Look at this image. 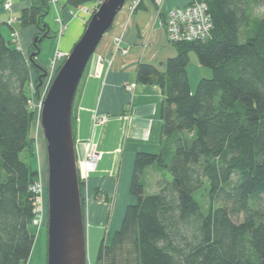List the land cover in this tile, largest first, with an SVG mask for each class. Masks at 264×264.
Returning a JSON list of instances; mask_svg holds the SVG:
<instances>
[{"label": "trees", "instance_id": "obj_1", "mask_svg": "<svg viewBox=\"0 0 264 264\" xmlns=\"http://www.w3.org/2000/svg\"><path fill=\"white\" fill-rule=\"evenodd\" d=\"M209 2L210 40L177 44L166 73L148 63L137 70V82L163 92L161 152L135 156L134 201L114 242L100 248L97 264H120L125 256L136 264H264V0ZM48 7V0H32L18 18L21 27L37 26L36 38H49ZM2 25L0 20V264H28L39 175L22 155L32 144L36 115L33 72L39 73L37 98L46 68L37 60L40 42L31 47V58L1 33ZM191 52L213 72L196 91L187 71ZM150 168L161 174L156 194L145 191Z\"/></svg>", "mask_w": 264, "mask_h": 264}, {"label": "crops", "instance_id": "obj_2", "mask_svg": "<svg viewBox=\"0 0 264 264\" xmlns=\"http://www.w3.org/2000/svg\"><path fill=\"white\" fill-rule=\"evenodd\" d=\"M3 2L4 0H0V20L8 35L4 34L3 28L1 33L11 39L14 29L18 33L17 42L23 54L30 56L34 39L40 33L39 29L34 25L23 28L20 22L10 26L8 21L12 16L18 20L22 9L30 6L32 0H6L5 2H11L9 11L3 9ZM48 2L49 12L44 20L50 37L40 44L43 55L40 54L37 60L46 68L50 79L56 74L53 75L54 71L50 69L49 63L57 51L66 55L71 53L91 19L92 5L89 6V3L74 8L67 5V0H59L57 4H52L51 0ZM189 2L190 0H166L165 10L186 6ZM142 5L132 14L125 6L116 16L111 30L102 38L96 53L90 59L76 94L73 119H77L74 128L77 161L83 160L90 152L102 154L97 170L88 178L91 194L96 187H100L106 193H116L117 199L131 196L130 180L135 156L138 152H161L160 134L163 125L160 109L163 92L159 85H142L137 82V70L140 65L148 63L166 73L167 62L177 56L178 48L169 44L165 30L160 26L156 5L151 0H145ZM58 18L67 25L64 34H60ZM117 37H122L120 48L126 49L127 54L116 50ZM135 84L134 90H127L128 86ZM100 120L104 122L99 123ZM93 121L101 126L96 133L91 128ZM91 137L94 140L89 141ZM96 143L99 151H96ZM120 148L125 151L123 156L127 157L126 164L118 169L116 153ZM117 170L120 177L117 175L115 178ZM116 180L119 182L117 189L114 182ZM98 210L95 207L90 212L89 223L94 222ZM47 239V230H42L36 238L38 242H35L29 264L47 262L45 259L48 252H44L48 245Z\"/></svg>", "mask_w": 264, "mask_h": 264}, {"label": "water", "instance_id": "obj_3", "mask_svg": "<svg viewBox=\"0 0 264 264\" xmlns=\"http://www.w3.org/2000/svg\"><path fill=\"white\" fill-rule=\"evenodd\" d=\"M127 0H104L86 30L57 70L40 114L47 141L48 264H87V239L77 162L73 111L80 81L102 38ZM35 38L34 43L42 42ZM40 52L38 49L37 53ZM35 55L32 54L31 58ZM41 79L47 78L42 68ZM41 85V83H40Z\"/></svg>", "mask_w": 264, "mask_h": 264}, {"label": "rangeland", "instance_id": "obj_4", "mask_svg": "<svg viewBox=\"0 0 264 264\" xmlns=\"http://www.w3.org/2000/svg\"><path fill=\"white\" fill-rule=\"evenodd\" d=\"M104 0H93L92 2H88L87 4L90 3L89 6H91V13L96 12L99 9V5L101 2ZM7 2H3L2 7L4 10L7 11L6 6ZM86 4V5H87ZM11 9V8H10ZM165 9V8H164ZM170 10V9H169ZM158 12V11H157ZM259 16V15H258ZM257 16V17H258ZM13 17V16H12ZM256 17V18H257ZM15 22L13 21L12 24H15L19 22L15 17H13ZM90 20V19H89ZM88 24V23H87ZM86 24V25H87ZM3 28V27H1ZM4 34L8 35L7 29L4 27L3 28ZM12 36V34L10 35ZM167 37V35H166ZM168 38V37H167ZM46 40L40 42V44L44 43ZM169 42V41H168ZM170 44V43H169ZM32 51H30V56H32ZM40 56L43 55L41 48H40ZM56 55L54 58L51 60L50 64V69L54 71L55 75L57 73V70L62 66L63 63H58L57 68H53L52 61L55 59ZM190 58L191 61L189 63V66L187 67L188 71V77L190 80V86L192 91H196V87L198 86L199 82L201 81L202 78H212L213 72L209 68H205L201 66L199 63L198 57L194 52L190 53ZM49 69V68H48ZM49 71V70H48ZM38 74L39 73H34L33 72V82L31 84V96L32 98L35 99L34 107L35 109V121L32 125L31 128V135H30V142H32L31 146L28 148V151L24 152L22 155L23 161L26 162V164L30 165V167L37 171L38 180L36 182V187H35V194L36 197H38L37 204H36V215H37V221H35V230H36V238L40 235L42 230H47V235H48V224H47V217H48V167L49 164L47 163V152L45 156V147L47 146V141L45 140V131L42 128L41 120H40V114H41V109H40V102L42 99L36 98L35 97V92H37V81H38ZM37 78V80H36ZM54 77H51L50 79L47 77L44 79V83L42 84V87L40 89V96L42 97L43 93L47 91V89L50 87L51 82L53 81ZM95 113V111H94ZM108 117V116H106ZM105 120V119H104ZM104 120H100L99 123L104 122ZM76 122V123H75ZM75 125H77V119H73V129L75 128ZM102 125V124H101ZM98 124H95L94 121L92 123V131L96 133L98 131ZM75 131V129H74ZM75 137V136H74ZM94 140L93 137L89 138V141ZM88 141V143H89ZM41 146L43 148V153H41ZM97 150H98V145L96 143ZM94 148V146H93ZM92 148V149H93ZM123 149L120 148V150H117L118 154V163L117 166L118 169H121L125 164L126 160L125 158L127 156H123ZM102 155V154H101ZM86 156L83 158L81 161L78 162V167H79V173H80V183L83 185L81 186V195L83 198L82 201V206H83V212H84V217H85V228H86V239H87V264H97L98 263V258L100 255L101 247L106 245L109 246L114 242V235L118 229H120V225L122 224L123 218L125 217L124 213L126 211V208L130 205V203L133 200L132 195L131 196H126L124 198H118L116 193H106L103 189L100 187H96V189L93 190V193H90V187L88 180L90 179L91 175L94 173H90L89 175L84 174V170L86 167V162H85ZM100 160V159H99ZM98 160V161H99ZM100 162V161H99ZM98 162V164H99ZM97 164V167H98ZM122 164V165H121ZM97 169H95L96 171ZM119 171L117 170L115 174V178H117ZM84 174V175H83ZM120 177V175H118ZM161 174L156 173V169L150 168L148 170L147 176H146V188L145 191L148 194H156L158 193L157 191V183L160 180ZM167 179L172 182V176L170 172H166ZM82 178L84 180L82 181ZM89 178V179H88ZM116 184V189L118 186L117 180L114 181ZM131 201V202H130ZM99 208L95 215L94 222L89 223L88 218L90 212L94 208ZM38 240V239H37ZM36 239V243L38 242ZM48 244V243H47ZM48 245L46 246L47 251ZM43 249V247H42ZM48 252V251H47ZM47 255V254H46ZM90 255H91V260L93 263H91L90 260ZM126 257H121L120 264H136L134 259H130L131 263H129V260L126 259ZM47 258L45 259L46 262ZM128 260V261H126ZM37 262V261H34ZM29 264V263H28ZM37 264V263H36ZM45 264H48L46 262Z\"/></svg>", "mask_w": 264, "mask_h": 264}, {"label": "built area", "instance_id": "obj_5", "mask_svg": "<svg viewBox=\"0 0 264 264\" xmlns=\"http://www.w3.org/2000/svg\"><path fill=\"white\" fill-rule=\"evenodd\" d=\"M59 0H51L52 4H57ZM145 0H127L125 6L128 7L130 13H134L143 5L142 3ZM153 4L156 5L157 15H159L160 26L165 30V33L168 37V41L170 45L177 46V44H184L188 42L195 41H207L212 38L213 31V19L212 14L209 11L210 0H190V2L186 6H179L170 10H165V1L166 0H151ZM7 11L11 8V2H7L6 6ZM60 24V34L65 33L66 24L64 20L58 18ZM14 18L11 17L9 19V25L11 26ZM18 33L13 29L11 39L16 44L18 50L22 51L20 44L17 42ZM122 37L116 38V50L122 52V54H127L126 49H121L120 45L122 44ZM67 57L63 52L57 51L55 59L52 61L53 68H57L58 63L62 62ZM54 70V69H53ZM136 84L133 86H128L127 90H134ZM46 92L43 93L42 97L38 96V98L42 99L40 102V109L42 111L43 103L46 99ZM34 101L31 102L32 108L34 107ZM99 154L94 152H90L86 155V167L84 170V174L89 175L90 173H94L95 169H97V164L99 160ZM83 174V175H84ZM84 178H82V181ZM36 185V183H35ZM32 191L35 192V186ZM36 213V211H35ZM38 219H36L37 221Z\"/></svg>", "mask_w": 264, "mask_h": 264}, {"label": "bare ground", "instance_id": "obj_6", "mask_svg": "<svg viewBox=\"0 0 264 264\" xmlns=\"http://www.w3.org/2000/svg\"><path fill=\"white\" fill-rule=\"evenodd\" d=\"M93 15V13H91V16ZM69 54L70 53H68V55H67V57L62 61V62H60V63H63L67 58H68V56H69ZM48 74V73H47ZM49 89V88H48ZM48 89H47V91H48ZM47 94V93H46ZM43 151V148H42V146H41V153H43L42 152ZM46 151H47V146L45 147V156H46ZM48 153V152H47ZM99 159H101L102 158V155L101 154H99V157H98ZM100 161V160H99ZM48 218V217H47ZM47 224H48V219H47ZM90 260H91V255H90ZM91 263H93V261L91 260Z\"/></svg>", "mask_w": 264, "mask_h": 264}]
</instances>
